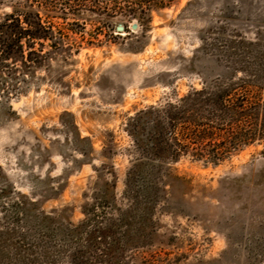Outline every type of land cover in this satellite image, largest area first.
I'll return each mask as SVG.
<instances>
[{"label":"rangeland","instance_id":"374dc122","mask_svg":"<svg viewBox=\"0 0 264 264\" xmlns=\"http://www.w3.org/2000/svg\"><path fill=\"white\" fill-rule=\"evenodd\" d=\"M23 1L5 0L0 15ZM30 1L62 50L45 43L51 54L32 69L26 92L0 97V222L9 225L3 207L18 194L76 224L98 174L112 179L105 164L120 198L130 117L217 78L233 41L256 43L264 63V0H176L147 28L121 33L118 19L78 16L80 0ZM169 171L179 182L166 187L168 211L157 207L159 242L134 264H264V142L215 168L184 158Z\"/></svg>","mask_w":264,"mask_h":264},{"label":"trees","instance_id":"16d2710c","mask_svg":"<svg viewBox=\"0 0 264 264\" xmlns=\"http://www.w3.org/2000/svg\"><path fill=\"white\" fill-rule=\"evenodd\" d=\"M175 1L80 0L76 14L118 19L124 30L133 21L147 28L153 12ZM4 2L0 0V7ZM9 8L0 15V97L5 99L26 92L23 83L32 69L51 54L44 51L45 43L54 54L62 50L43 20L41 6L24 0ZM232 43L237 45L228 44L227 62L217 78L180 97L146 106L128 119L130 165L120 198L114 166L105 164L112 179L98 174V191L81 207L82 218L76 224L63 214L41 211L39 202L21 194L3 207L11 225L0 222V264H134L138 252L158 243L157 207L165 201L166 187L175 191L179 182L170 165L189 158L215 168L264 142L263 58L256 43ZM80 141L92 150L89 138ZM162 211H168L165 204Z\"/></svg>","mask_w":264,"mask_h":264},{"label":"water","instance_id":"95a60500","mask_svg":"<svg viewBox=\"0 0 264 264\" xmlns=\"http://www.w3.org/2000/svg\"><path fill=\"white\" fill-rule=\"evenodd\" d=\"M138 28H139V23H138L137 21H133V22L131 23V25H130V30H131L132 32H134V31L138 30ZM116 31H117L118 33L124 32V27H123V25H122V24H118L117 27H116Z\"/></svg>","mask_w":264,"mask_h":264}]
</instances>
